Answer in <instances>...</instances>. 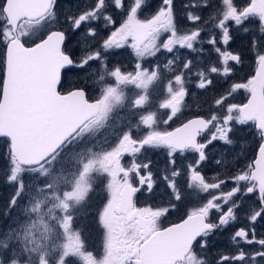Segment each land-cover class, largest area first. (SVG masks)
<instances>
[{"label": "snow or ice", "instance_id": "6c2138e0", "mask_svg": "<svg viewBox=\"0 0 264 264\" xmlns=\"http://www.w3.org/2000/svg\"><path fill=\"white\" fill-rule=\"evenodd\" d=\"M57 3L58 0H0V43L5 46L0 138H6V183L15 186L3 213L10 223L0 230V264H67L69 257H79L83 264H211L196 249L204 252L208 238L216 230L237 220L241 209V203L233 199L237 194L242 200L253 193H258V204L249 206L246 212L248 225L231 237L238 251L220 254L215 264H264V236L258 237L256 230L257 223L264 221V0H250L240 7L234 0H222V10L209 17L210 28L205 27L209 21L201 15L211 6L209 0H187L179 16L174 0H161L158 9L143 18L140 13L149 6L147 0H90L83 9L67 11L63 22ZM114 12L125 18L112 30L116 23ZM251 18L259 20V35L252 36L249 49L255 53V74L246 83L233 84L229 93L245 90L250 94L246 104H230L223 115L212 113L209 118L189 119L170 131L157 130V116L150 112L140 116L139 124L149 130L142 137L133 135L134 127L139 125L129 124L117 131L110 150L95 151L87 146L123 106L124 86L134 85L146 92L159 79V65L149 69L143 64L149 57L173 53L177 46L202 52L204 49L196 45L206 43L218 54L222 65L213 64L207 72L223 77L233 75L236 67L243 64L244 54L229 50L234 39L232 29L243 34L253 31L244 26ZM188 22L192 28L181 32L178 25ZM44 24L49 25L47 32L26 46L37 26ZM103 30H110L106 38L100 35ZM77 32L78 52L68 47L70 35ZM166 33L167 38L162 39ZM202 33L208 34L207 39H202ZM126 47L136 57L134 69L122 71L118 65L109 69L107 54ZM93 62L99 64V69L93 68ZM173 62L169 60L165 66ZM191 66L192 61L187 60L182 69L190 70ZM64 70L84 73V86L61 94L58 85ZM183 70L174 76L175 90L173 81L168 82L170 98L159 105L171 110L164 124L181 111L186 95ZM92 75L99 95L90 101L87 83ZM197 75L199 89L213 83L204 70ZM108 78L115 84L106 83ZM226 98L217 99V107H222ZM147 100V95H139L131 102V108L140 109ZM250 122L261 141L258 153L246 169L228 177L235 185L229 192L212 195L180 223L167 228H161L158 221L175 209L174 203L157 208L136 206L133 198L138 192L155 197L159 185L150 159H133L125 166V155L135 158L142 150H166L170 167L163 170L162 179L166 192L178 202L182 197L175 177L181 170L176 167V154H195V159L187 164L190 187L206 193L220 189L225 179L209 182L199 170L209 159V146L217 141L234 144L243 132L235 125ZM204 133L208 135L201 139ZM70 152L77 171L67 183L71 190L62 191L57 166ZM93 173L108 177V199L97 218L104 233L100 259L84 249L81 232L73 231L72 211L86 202ZM133 176L138 186H134ZM221 200L229 204L226 211ZM213 211L218 214L217 221L210 219ZM61 237L64 242L58 243ZM241 242L258 245L259 249L247 252L239 248Z\"/></svg>", "mask_w": 264, "mask_h": 264}, {"label": "flooded vegetation", "instance_id": "af4514ba", "mask_svg": "<svg viewBox=\"0 0 264 264\" xmlns=\"http://www.w3.org/2000/svg\"><path fill=\"white\" fill-rule=\"evenodd\" d=\"M148 7L144 8L140 13L141 18L153 14L160 6L161 0H147ZM187 0H174V6L178 16L181 14L182 6ZM250 0H234L236 6H245ZM90 3V0H58L57 13L63 22V17L67 11L75 12L79 9H83ZM211 5L209 8L203 10L201 15L205 20H208L206 28L212 26V21L209 19L211 15L222 10V0H209ZM113 18L116 21L113 29L119 27L122 20L125 18L121 13L114 12ZM245 27L253 29V31L243 34L233 27L232 34L234 36L233 41L229 45V50L235 52H243L244 62L241 66L236 67L235 73L229 77H223L218 74L207 72V69L215 64L217 67H221L218 54L215 53L212 47L208 44L196 45L197 48H203L204 51H192L188 49H181L179 46L174 49L173 53L161 52L156 57H149L143 61L145 67L152 69L156 65H159V79L149 86L145 92L142 89L136 88L134 85L124 86L125 101L123 106L118 108L110 119L109 126L102 129L101 132L95 137L87 146L93 147L95 151L110 150V146L115 143V136L117 131L122 127H127L129 124L139 127H134V137H142L149 130L142 124H139L140 116L147 115L150 112L155 113L157 116V130L170 131L176 127H179L182 123L189 119L197 117L209 118L212 113L223 115L226 113V108L230 104L243 105L246 104L250 97V94L243 89H239L234 93H231V87L235 83H246L247 79L251 78L255 74V53L249 51L251 46V39L253 35H259V20L258 18H251L245 22ZM49 28L48 24L37 26L35 34H32L29 39V43L26 46H31L32 40L36 36L46 33ZM178 28L181 32L191 29V22L187 24H180ZM86 31V29H84ZM110 34V30L101 31L100 35L105 37ZM80 33H73L70 35V42L68 47L72 51H79V38ZM167 33L162 36V39L167 38ZM208 34L202 33V39H207ZM223 48V45H218ZM5 51V46L4 49ZM108 68L112 69L114 66H120L122 71H132L136 62V57L131 48H123L115 50L114 52L108 53ZM179 57V59H176ZM169 60L174 62L167 67ZM187 60L192 61L190 70H183L182 65ZM231 63V62H230ZM1 68L2 65L0 64ZM93 68L99 69V64L93 62ZM185 71V89L186 95L181 104V111L177 114V117L173 118L168 124H164L163 120L167 119L170 115V109H161L159 105L166 99L170 98L167 92V85L170 80L173 81L174 90L176 86L174 84V76L179 74L181 71ZM204 70L208 78L212 79L213 83L205 89H199L197 84L199 77L197 72ZM4 79V64L3 70L0 69V89H2ZM95 75L88 77L87 83V95L90 101L96 99L99 95V87L93 83ZM108 84H115V81L111 78L106 80ZM84 86V73L78 72L77 70H64L61 74V82L58 86V91L61 94H66L73 88ZM147 95L148 100L144 107L140 109L131 108V102L139 95ZM222 97H227L224 100L222 107H217L216 100ZM238 128H242L243 132L239 139L235 140L232 145H227L222 142H214V145L209 146V159L199 169L201 174L206 177L209 182L218 179H225L226 182L221 186L220 189L210 190V192H203L198 188L190 187L192 181L190 179V172L187 169V164L195 159L194 153H186L184 156L176 154L177 164L176 167L181 170V174L175 177L177 189L180 192L181 200L175 201L171 195L165 190V183L162 179L163 170L167 165L166 150L159 149H147L142 150L137 157H131L125 155L122 158V164L128 166L133 159L138 161H145L150 159L152 161V171L154 173V179L156 180L159 187L157 188V195L155 197H149L141 192H138L134 196V202L137 207H153L157 208L160 206L168 205L169 202L175 204V209L169 214L162 216L158 221L161 228H167L173 224L180 223L187 217L193 209L202 206L206 203L207 199L211 198L212 195H222L229 192L235 185L234 182L228 179V177L235 175L240 170L246 169L247 165L254 161L258 153V146L260 144V138L257 134V130L251 124L240 126L235 125ZM208 133H204L201 137ZM5 139V142H4ZM3 141L6 150V138H0ZM78 150V149H77ZM216 161H221L217 164ZM2 162V160L0 161ZM5 164L6 160L4 161ZM2 163V166H4ZM170 174V172H169ZM134 186H138L137 178L132 177ZM108 177L106 174L93 173L92 175V189L86 200V204L82 206V210H85L83 214L86 217L81 219L80 214L75 218L76 230L81 232V239L84 241V249L88 252H92L93 256L97 259L103 256V230L97 223L98 212L106 204L108 199L107 190ZM11 188L5 189L8 195L11 197ZM233 199L241 203V209L237 211V220L232 222L227 228L216 230L208 238V248L201 252L199 248L196 249L197 253L201 258L207 259L211 264H215L220 254H235L238 251L237 245L232 242V235L240 227H247L248 221L246 219V212L249 206L258 204V193L249 194L240 200V194H237ZM223 204V201H219ZM2 208V202H0ZM229 204H223V209L226 211ZM0 208V227L1 230L6 229L8 226V218L3 215L4 209ZM218 214L213 211L210 219L217 221ZM4 222V223H3ZM82 224V225H81ZM74 230V231H76ZM258 237L264 236V221H260L256 225ZM239 248H243L247 252H253L259 249L258 245H247L240 243ZM70 262L67 264H83V261L79 257H71Z\"/></svg>", "mask_w": 264, "mask_h": 264}, {"label": "rangeland", "instance_id": "374dc122", "mask_svg": "<svg viewBox=\"0 0 264 264\" xmlns=\"http://www.w3.org/2000/svg\"><path fill=\"white\" fill-rule=\"evenodd\" d=\"M35 30H34V34H35ZM1 45V43H0ZM1 48V46H0ZM2 49V48H1ZM1 53V58H0V63L2 65V68L1 70H3V55H4V50H1L0 51ZM3 142H0V155L3 154L4 158H5V147L4 145H2ZM63 163L61 165H58L57 166V174L60 176V183L62 184V191L64 190H71V185L70 184H67L68 182H71L73 177L75 176V173L77 171V164H76V161L73 159L72 155H71V152L63 158ZM8 163V162H6ZM6 167H7V164L0 167V182L2 181H5L6 183V179H5V175H6ZM25 177H28V180H29V176H25ZM24 177V179H25ZM28 180L25 179V182L27 183ZM4 183V182H3ZM3 183H0V184H3ZM6 185L11 188V185L9 183H6ZM4 189V188H3ZM14 191H12V194H13ZM0 194L3 198V200L7 199L8 198V195H7V192L5 191H0ZM10 198V197H9ZM86 204V202L83 203V205ZM82 205V206H83ZM0 208H1V205H0ZM2 209V208H1ZM82 209V207L80 208H77V209H74L72 211V214L74 216V221H73V231L76 230V222H75V218L78 214V211H80ZM85 211V210H84ZM84 213V212H83ZM13 215H15V213H13ZM57 215H62V213H59L57 212ZM82 215H85V214H82ZM10 223L9 219H8V224ZM82 225V224H81ZM2 229V227H0V230ZM78 231V230H76ZM81 241L84 243V241L81 239ZM58 243H63V237H61L58 241ZM71 257L68 258L67 262L69 261Z\"/></svg>", "mask_w": 264, "mask_h": 264}, {"label": "trees", "instance_id": "16d2710c", "mask_svg": "<svg viewBox=\"0 0 264 264\" xmlns=\"http://www.w3.org/2000/svg\"><path fill=\"white\" fill-rule=\"evenodd\" d=\"M1 48H0V51L1 50H3L4 49V44L3 43H1ZM0 58H1V53H0ZM1 64V63H0ZM0 69H1V66H0ZM0 142H3V141H0ZM4 142H5V139H4ZM2 160V162H0V166L2 165V163H4V161L6 160L5 158H4V156H3V154L2 155H0V161ZM6 162H7V160H6ZM4 165H6L5 163H4ZM27 176V175H26ZM25 179L26 180H28V177H25ZM4 182V183H3ZM0 183H3V184H0V191H5V189H7V191H8V186L6 185V183H5V181H2V182H0ZM11 185V184H10ZM4 188V189H3ZM14 188H15V186L14 185H11V189H9V190H12V191H14ZM7 195H8V192H7ZM9 195H8V198L5 200H3V198H2V196H1V194H0V202H2V208L5 210V208H6V206H7V204H8V201H9ZM83 212H85L84 210H80V211H78V214H80V216H81V219L80 220H83V219H85L86 217L84 216V215H82L83 214ZM2 213H4V212H2ZM77 214V215H78ZM4 223V222H3ZM68 262H70V260L68 261Z\"/></svg>", "mask_w": 264, "mask_h": 264}, {"label": "water", "instance_id": "95a60500", "mask_svg": "<svg viewBox=\"0 0 264 264\" xmlns=\"http://www.w3.org/2000/svg\"><path fill=\"white\" fill-rule=\"evenodd\" d=\"M4 75H5V72H4ZM58 86H59V85H58ZM249 98H250V97H249ZM248 100H249V99H248ZM248 100H247V102H248ZM247 102H246V103H247Z\"/></svg>", "mask_w": 264, "mask_h": 264}]
</instances>
